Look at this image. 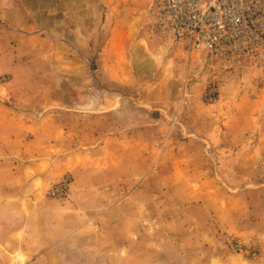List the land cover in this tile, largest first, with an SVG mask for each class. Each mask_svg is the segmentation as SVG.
<instances>
[{
	"label": "rangeland",
	"instance_id": "1",
	"mask_svg": "<svg viewBox=\"0 0 264 264\" xmlns=\"http://www.w3.org/2000/svg\"><path fill=\"white\" fill-rule=\"evenodd\" d=\"M156 21L0 0V264H264V43Z\"/></svg>",
	"mask_w": 264,
	"mask_h": 264
},
{
	"label": "built area",
	"instance_id": "2",
	"mask_svg": "<svg viewBox=\"0 0 264 264\" xmlns=\"http://www.w3.org/2000/svg\"><path fill=\"white\" fill-rule=\"evenodd\" d=\"M156 26L185 48L234 53L264 43V0H151Z\"/></svg>",
	"mask_w": 264,
	"mask_h": 264
},
{
	"label": "crops",
	"instance_id": "3",
	"mask_svg": "<svg viewBox=\"0 0 264 264\" xmlns=\"http://www.w3.org/2000/svg\"><path fill=\"white\" fill-rule=\"evenodd\" d=\"M109 40H110V39H109ZM109 40H108V41H109ZM110 42H111V41H110ZM32 183H34V181H33ZM34 187H35V186H34ZM31 188H33V187H31ZM33 189H35V188H33ZM33 195L35 196V193H34Z\"/></svg>",
	"mask_w": 264,
	"mask_h": 264
}]
</instances>
